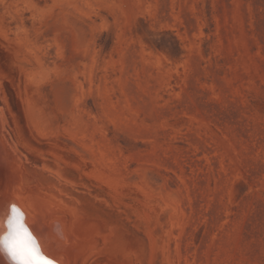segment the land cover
Returning a JSON list of instances; mask_svg holds the SVG:
<instances>
[{
    "label": "rangeland",
    "instance_id": "1",
    "mask_svg": "<svg viewBox=\"0 0 264 264\" xmlns=\"http://www.w3.org/2000/svg\"><path fill=\"white\" fill-rule=\"evenodd\" d=\"M9 199L59 264H264V0H0Z\"/></svg>",
    "mask_w": 264,
    "mask_h": 264
},
{
    "label": "clouds",
    "instance_id": "2",
    "mask_svg": "<svg viewBox=\"0 0 264 264\" xmlns=\"http://www.w3.org/2000/svg\"><path fill=\"white\" fill-rule=\"evenodd\" d=\"M14 209H18L23 215L22 226L20 216ZM53 231L57 237L63 238V231L59 225ZM35 249H38L39 256L48 257L42 239L32 230L28 222L27 213L17 203H8L0 210V260L4 264H43L34 257ZM47 259L59 264L58 260Z\"/></svg>",
    "mask_w": 264,
    "mask_h": 264
},
{
    "label": "snow or ice",
    "instance_id": "3",
    "mask_svg": "<svg viewBox=\"0 0 264 264\" xmlns=\"http://www.w3.org/2000/svg\"><path fill=\"white\" fill-rule=\"evenodd\" d=\"M14 211L20 216V223H21V226H22L23 215H22L21 213H19V210H18V209H14ZM25 231H26V230H25ZM33 255H34L35 258H37V259H39L40 261H42L43 264H54L53 261L48 260V259L45 258V257L39 256V255H38V249H35V250H34Z\"/></svg>",
    "mask_w": 264,
    "mask_h": 264
},
{
    "label": "bare ground",
    "instance_id": "4",
    "mask_svg": "<svg viewBox=\"0 0 264 264\" xmlns=\"http://www.w3.org/2000/svg\"><path fill=\"white\" fill-rule=\"evenodd\" d=\"M5 165V162H4ZM2 177V176H1ZM11 193V192H10ZM4 197V196H3ZM2 198V197H1ZM7 198V197H6ZM2 200V199H1ZM11 200L9 199L8 201H3L0 203V209H3L5 203H9ZM29 218V217H28ZM31 218V217H30ZM46 251V250H45ZM50 257V256H49ZM51 258V257H50ZM1 264H4L2 260H0Z\"/></svg>",
    "mask_w": 264,
    "mask_h": 264
},
{
    "label": "water",
    "instance_id": "5",
    "mask_svg": "<svg viewBox=\"0 0 264 264\" xmlns=\"http://www.w3.org/2000/svg\"><path fill=\"white\" fill-rule=\"evenodd\" d=\"M10 202H15V203H16L15 199H12ZM10 202H9V203H10ZM7 204H8V203H5V204H4L3 209L5 208V206H6ZM0 210H2V209H0ZM28 222H29V224H33L29 219H28Z\"/></svg>",
    "mask_w": 264,
    "mask_h": 264
}]
</instances>
